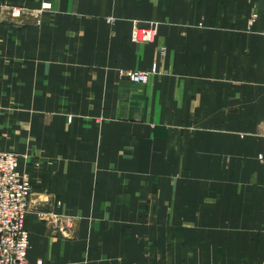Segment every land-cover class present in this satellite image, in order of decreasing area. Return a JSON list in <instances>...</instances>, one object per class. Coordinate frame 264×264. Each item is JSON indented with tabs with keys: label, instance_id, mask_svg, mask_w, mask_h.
<instances>
[{
	"label": "crops",
	"instance_id": "obj_1",
	"mask_svg": "<svg viewBox=\"0 0 264 264\" xmlns=\"http://www.w3.org/2000/svg\"><path fill=\"white\" fill-rule=\"evenodd\" d=\"M263 29L264 0H0L28 262L264 264Z\"/></svg>",
	"mask_w": 264,
	"mask_h": 264
},
{
	"label": "built area",
	"instance_id": "obj_2",
	"mask_svg": "<svg viewBox=\"0 0 264 264\" xmlns=\"http://www.w3.org/2000/svg\"><path fill=\"white\" fill-rule=\"evenodd\" d=\"M42 8L47 9L48 7L42 6ZM156 27L157 22H151L148 27H139L137 22H133L131 41L138 44L152 42L156 34ZM120 72L122 76L128 77L132 82L145 83L148 76L156 72V69L155 66H152L149 70L127 69ZM261 137L264 147V121ZM257 159L264 168V149L257 155ZM19 163V156L16 153L0 149V264H30L26 255L28 231L25 225V216L32 184L28 174L19 170ZM69 219L61 221V216L52 213L48 221L62 233L70 226ZM34 264L43 263L39 259Z\"/></svg>",
	"mask_w": 264,
	"mask_h": 264
},
{
	"label": "rangeland",
	"instance_id": "obj_3",
	"mask_svg": "<svg viewBox=\"0 0 264 264\" xmlns=\"http://www.w3.org/2000/svg\"><path fill=\"white\" fill-rule=\"evenodd\" d=\"M13 15H14V16H15V15H18V13H15V14H13Z\"/></svg>",
	"mask_w": 264,
	"mask_h": 264
}]
</instances>
